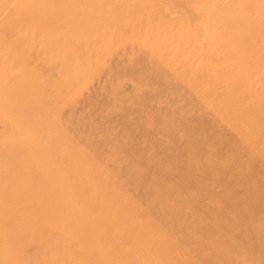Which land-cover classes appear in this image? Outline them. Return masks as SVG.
<instances>
[{
	"label": "rangeland",
	"instance_id": "rangeland-1",
	"mask_svg": "<svg viewBox=\"0 0 264 264\" xmlns=\"http://www.w3.org/2000/svg\"><path fill=\"white\" fill-rule=\"evenodd\" d=\"M221 2L0 0V264L264 262V0Z\"/></svg>",
	"mask_w": 264,
	"mask_h": 264
},
{
	"label": "bare ground",
	"instance_id": "bare-ground-1",
	"mask_svg": "<svg viewBox=\"0 0 264 264\" xmlns=\"http://www.w3.org/2000/svg\"><path fill=\"white\" fill-rule=\"evenodd\" d=\"M196 1H201V3L203 4L202 5V7H201V9L200 10H203V11H206L207 13V16L212 20V16L214 15V13H215V15L217 14V13H219V8H221V9H223L224 8V5H223V3L221 2L222 0H196ZM39 2V1H38ZM213 4H217V5H219V6H215L214 7V9H213ZM228 4H230V2L228 3ZM34 8H35V17H34V22L38 19V21H36L35 23H37V22H39L40 21V17H43L44 16V14H41L36 8H40V7H38V6H36V5H34ZM229 8H231V9H233L232 7H229ZM79 9H81V8H79ZM213 9V14H211V10ZM234 10V9H233ZM34 11V10H33ZM235 12V11H234ZM53 13V12H52ZM205 13V12H204ZM244 13H247V17H246V22H245V24L246 25H248V24H250L252 21H254L255 19H254V17L253 16H249V10H247V9H245V10H243V9H241V10H236V12H235V14L236 15H238L239 14V16L237 17V19H239L240 20V22H241V26H244L243 25V23H242V18H241V16L240 15H245ZM211 14V15H210ZM201 18H202V16H201ZM82 19H83V17L81 16V18L79 19V22H80V24H82ZM90 18L89 17H85V20H84V24L86 25V24H88L89 22H90ZM45 22V21H44ZM83 24V25H84ZM45 26L46 27H49V31H52V30H54L56 27H58L60 30H62V31H66L67 30V28H69V26H66V23H65V26L63 25V26H60V24L59 25H56V24H53V23H49V25H46V22H45ZM240 26V27H241ZM255 28H256V26H254V27H251V28H249V29H247V30H245V29H241V32H242V36H244V37H246V38H250V39H252V37L254 36V34H256V30H255ZM39 56V55H38ZM80 56V55H79ZM2 63V62H1ZM46 67V66H45ZM47 69H48V67H47ZM48 70H50V68L48 69ZM249 76V75H248ZM63 83V82H62ZM65 84V83H64ZM67 85V84H66ZM240 103V102H239ZM238 104V103H237ZM242 138V137H241ZM244 139V138H243ZM60 147V146H59ZM29 152V151H28ZM36 159V158H35ZM72 160V159H71ZM36 161V160H35ZM40 162V161H39ZM15 185V184H14ZM14 193V192H13ZM22 194V193H21ZM53 202V201H52ZM53 204H55V203H53ZM57 204V203H56ZM34 206V205H33ZM36 206V205H35ZM15 216V215H14ZM41 226H43V225H41ZM44 227V226H43ZM42 227V228H43ZM54 230V229H53ZM139 241L138 240H131V243H130V245H131V247L129 248V252H132L133 251V249H134V246H135V249L137 250V254L138 255H146L145 253H144V249H143V247L138 243ZM246 251H243L242 252V254L243 255H247V253H245ZM248 256V255H247ZM187 264H191V263H187ZM249 264H264V262L262 261V260H260L259 262H256L255 261V258L250 262L249 261Z\"/></svg>",
	"mask_w": 264,
	"mask_h": 264
}]
</instances>
